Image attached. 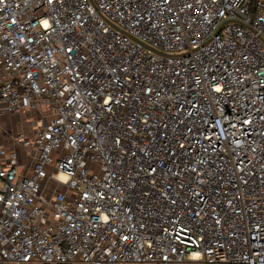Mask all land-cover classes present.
I'll return each instance as SVG.
<instances>
[{
	"label": "built area",
	"instance_id": "obj_1",
	"mask_svg": "<svg viewBox=\"0 0 264 264\" xmlns=\"http://www.w3.org/2000/svg\"><path fill=\"white\" fill-rule=\"evenodd\" d=\"M0 264H264V0H0Z\"/></svg>",
	"mask_w": 264,
	"mask_h": 264
},
{
	"label": "rangeland",
	"instance_id": "obj_2",
	"mask_svg": "<svg viewBox=\"0 0 264 264\" xmlns=\"http://www.w3.org/2000/svg\"><path fill=\"white\" fill-rule=\"evenodd\" d=\"M35 112H26L18 115L0 114V144H8L11 133L24 132L31 130L30 123L35 117Z\"/></svg>",
	"mask_w": 264,
	"mask_h": 264
},
{
	"label": "crops",
	"instance_id": "obj_3",
	"mask_svg": "<svg viewBox=\"0 0 264 264\" xmlns=\"http://www.w3.org/2000/svg\"><path fill=\"white\" fill-rule=\"evenodd\" d=\"M35 113H36L35 117L39 119L41 117L40 114L38 112H35Z\"/></svg>",
	"mask_w": 264,
	"mask_h": 264
}]
</instances>
